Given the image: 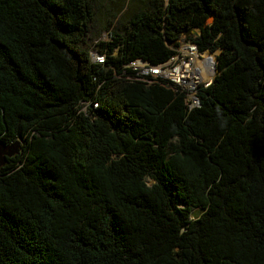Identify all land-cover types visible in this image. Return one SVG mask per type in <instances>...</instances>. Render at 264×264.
I'll return each mask as SVG.
<instances>
[{
    "label": "trees",
    "instance_id": "trees-1",
    "mask_svg": "<svg viewBox=\"0 0 264 264\" xmlns=\"http://www.w3.org/2000/svg\"><path fill=\"white\" fill-rule=\"evenodd\" d=\"M100 5L0 0V264H264V0ZM181 35L220 49L190 110L123 66Z\"/></svg>",
    "mask_w": 264,
    "mask_h": 264
},
{
    "label": "built area",
    "instance_id": "built-area-1",
    "mask_svg": "<svg viewBox=\"0 0 264 264\" xmlns=\"http://www.w3.org/2000/svg\"><path fill=\"white\" fill-rule=\"evenodd\" d=\"M169 48L172 54L158 65L130 61L125 67L135 70L137 78L147 83L153 80L173 82L174 86L185 90L188 107H196L199 105L196 94L199 86L214 72L213 55L208 50L199 51L197 45L186 38L179 39ZM90 55L93 62H104V55L99 51L92 50Z\"/></svg>",
    "mask_w": 264,
    "mask_h": 264
},
{
    "label": "rangeland",
    "instance_id": "rangeland-1",
    "mask_svg": "<svg viewBox=\"0 0 264 264\" xmlns=\"http://www.w3.org/2000/svg\"><path fill=\"white\" fill-rule=\"evenodd\" d=\"M127 2H128V0H123V4H122L123 8H124V6H125V4ZM101 4L102 5H100V10L97 11V18L99 19V20H97L99 22V24L97 23L98 25L101 24V20H102V22L104 21V19H105V12H106V9L108 7H113V8H121L122 7L120 5V0H101ZM127 8H128V6H127ZM119 13H121V12H119ZM96 32H97V34H93V36H92V33L90 35L87 34V37H89V41H90V44H89L90 47L91 46H94L97 41H106V40H109V38H108V31L107 30L96 28ZM192 32L195 33L196 31H192ZM184 38H185V35H181L177 40L184 39ZM166 46L172 52V50L169 48V46H172V43H166ZM92 50H94V48H90L89 49V57H90V60L92 58L91 55H90V53H91ZM112 53H115V51H113ZM212 54L214 55L213 52H212ZM91 61H93V60H91ZM123 66L125 67V64ZM132 71H133V73L131 74L132 75L131 77L132 78H133V76L136 77L135 70H132ZM161 78H163V77L161 76ZM211 78H212V76H210L209 78H207L205 81L208 82V80L211 79ZM165 80H168V79H165ZM165 82L170 83L168 81H165ZM172 83H170V84L173 85L174 83L173 84ZM202 86H205V83H203V84H201L199 86V88H198V90L196 92L197 96H198V92L200 91V87H202ZM175 87L179 88L180 91H182L184 93V96H185V90L181 89L179 86H175ZM198 99H199V96H198ZM185 103H186V106H187V109L188 110L193 109V108H196V107H199V105H200V101H199V105L198 106L189 108L188 105H187L186 96H185ZM81 110L85 111V106L84 105L81 106ZM152 182L153 181L150 178H146L145 179V184L146 185H150ZM199 213H200V210L198 208H192L191 211H190V219L197 217L199 215Z\"/></svg>",
    "mask_w": 264,
    "mask_h": 264
},
{
    "label": "water",
    "instance_id": "water-1",
    "mask_svg": "<svg viewBox=\"0 0 264 264\" xmlns=\"http://www.w3.org/2000/svg\"><path fill=\"white\" fill-rule=\"evenodd\" d=\"M211 17L209 16L207 22L211 21ZM220 49H216L215 51H213L214 53V61H215V57L216 55L219 53ZM211 82V79L208 80L207 85ZM19 146H20V140L16 139L12 142L9 143H5L3 141L0 140V166H2L5 161L6 158L11 157L12 155L16 154L19 151Z\"/></svg>",
    "mask_w": 264,
    "mask_h": 264
},
{
    "label": "clouds",
    "instance_id": "clouds-1",
    "mask_svg": "<svg viewBox=\"0 0 264 264\" xmlns=\"http://www.w3.org/2000/svg\"><path fill=\"white\" fill-rule=\"evenodd\" d=\"M195 33H196V32H195ZM210 53L212 54V52H210ZM212 55H213V54H212ZM213 57H214V56H213ZM214 64H215V61H214ZM213 75H214V72H213ZM213 75H212V78H213ZM212 78H211V79H212ZM211 81H212V80H211ZM210 83H211V82H210ZM210 83H209V84H210ZM209 84H208V85H209ZM205 86H207V81L205 82Z\"/></svg>",
    "mask_w": 264,
    "mask_h": 264
}]
</instances>
